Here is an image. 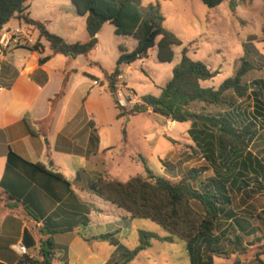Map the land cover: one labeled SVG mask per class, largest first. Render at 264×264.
Instances as JSON below:
<instances>
[{"label": "trees", "instance_id": "1", "mask_svg": "<svg viewBox=\"0 0 264 264\" xmlns=\"http://www.w3.org/2000/svg\"><path fill=\"white\" fill-rule=\"evenodd\" d=\"M31 0H0V32L15 18L35 26L40 37L44 38L55 55L72 58L83 56L89 58L98 44L97 35L103 26L110 23L115 28V34L133 36L137 46L132 51L122 50L116 61L115 69L104 72V77L115 107L119 113L117 118L136 116L151 111L176 123L190 122L188 134L196 145L208 166L188 170L178 182H172L164 177H156L148 168L146 160L140 156L145 166L147 177L135 176L127 181L109 179L101 176L91 183L90 190L101 199L121 209L129 219H147L158 224L167 235L161 237L155 233L139 230L140 246L134 250L125 249L118 239L120 229L115 232L102 233L91 238H84L88 243L93 241L108 242L116 247L112 259L107 264H131L138 254L152 241L173 243L175 239L186 241V249L191 264H212V256L204 259V248L209 249L219 243L215 230L222 218L236 219L235 212L229 210L233 193L249 195L264 191V152L254 153L253 145L263 137L261 126L257 121L264 118V79L244 84L246 75L256 69L246 56L241 59V65L235 75L224 81L219 88H204L203 82L213 80L218 71H212L200 61H194L188 56V48H183L180 62L173 68L172 78L161 87L160 94H147L141 97L130 110L122 106L117 99L120 67L132 65L137 61L148 59L150 52L157 45V59L162 63H171L174 59L175 46H181L182 41L164 27L165 16L159 3L143 5V0H72L78 14L86 17V30L89 41L86 43H68L59 35L49 32L41 22L28 19ZM207 7L215 8L225 0H201ZM252 1V0H242ZM235 9L236 3L232 2ZM159 39L158 42L156 40ZM256 39L251 36L250 41ZM264 41V29L263 37ZM33 51H40L38 46ZM49 58H42L45 63ZM251 86L254 87L250 91ZM64 80L60 92L51 102L57 101L64 94ZM251 99L252 114L241 110L236 99ZM196 104L205 107L225 108L216 114L196 112ZM254 112L257 116L254 115ZM123 141H127V131L122 130ZM93 136V135H92ZM93 138V137H92ZM19 162L30 167L50 181L51 189L56 186L63 188L55 201L60 203L58 210L50 215H39L29 203V199L21 198L13 193L10 198L21 204L27 214L37 222L43 221L44 227L40 233L48 236L41 240L42 260L28 256L23 258L24 264H52L56 256L53 236L58 233L73 231L74 225L67 221L56 223L51 228L50 223L63 211L67 218H74L73 201L79 200L71 189V184L61 174L48 172L40 164H30L11 152L8 164ZM212 169L213 176L205 180L200 178ZM193 203L201 208L197 210ZM84 210L85 204H80ZM89 210L81 216L82 231L89 223ZM252 215V214H251ZM255 218L264 221V210L257 212ZM82 235L81 230L77 231ZM217 252V249H213ZM264 244L259 246L257 260L264 264Z\"/></svg>", "mask_w": 264, "mask_h": 264}, {"label": "crops", "instance_id": "2", "mask_svg": "<svg viewBox=\"0 0 264 264\" xmlns=\"http://www.w3.org/2000/svg\"><path fill=\"white\" fill-rule=\"evenodd\" d=\"M163 1H170L173 5L169 15L178 23L166 29L179 39L182 34L187 33L204 38L213 36V27L208 23L216 25L212 14L227 2L225 0L218 7L209 8L201 0L177 2L180 7L174 4L176 0ZM159 2L143 0V5ZM29 4L26 17L43 23L49 32L71 44L89 41L86 17L78 14L72 0H31ZM160 6L164 16L167 15L163 5ZM64 7H72V12L66 13ZM195 9L202 13H195ZM167 18L165 16L164 23ZM57 19H61V26L54 27L52 24ZM23 23L24 20L15 18L4 28L17 27ZM103 28L97 35L96 49L89 58L55 55L50 46L48 51L44 44L40 51H33L26 46L9 49L0 47V264H24L25 256L42 260L41 240L48 238L40 233L44 227L43 221L37 222L31 218L24 207L12 200L10 195L13 193L15 197L29 199L39 215L48 216L58 210L60 203L55 198L63 189L56 186L52 190L47 178L19 162L8 164L11 152L30 164L42 165L48 172L61 174L70 182L80 204L86 205L83 210L76 200H72L74 218H67V212L63 211V215L50 223L51 228H56V223L65 220L75 227L73 231L53 236L56 256L52 264H107L115 254L116 247L108 242H86L84 238L100 233L82 231L81 220L82 214L88 209L89 223L84 228L88 231L98 226L100 221L96 217L94 219V216L99 209L103 212L107 209L106 204L109 202L93 193L90 185L101 174H111L113 159L110 158V151L116 146L123 147L122 130L127 127L123 123L124 117L117 118L122 124L120 138L115 142L110 122L104 113L106 109L102 96L109 95L114 107L115 102L108 90L102 61L96 56ZM131 44V49L127 45L119 46L115 58L118 59L122 50H134L137 41ZM155 53L157 55V50ZM46 57L49 59L41 63V59ZM138 62L122 65L119 78L129 83L126 76H136L138 71L134 66ZM171 78L165 79L162 86ZM64 80V94L52 103L51 100L60 92ZM162 86L157 88V95ZM131 87L135 90L133 85ZM142 96L144 95L140 97ZM118 113L117 109V115ZM134 117H128V122ZM126 131L130 143L128 127ZM119 216L124 218V212L120 211ZM78 230H81L82 235Z\"/></svg>", "mask_w": 264, "mask_h": 264}, {"label": "rangeland", "instance_id": "3", "mask_svg": "<svg viewBox=\"0 0 264 264\" xmlns=\"http://www.w3.org/2000/svg\"><path fill=\"white\" fill-rule=\"evenodd\" d=\"M159 1L167 14L165 16L168 17L164 27H174L178 23L169 15L173 5L170 1ZM226 1L212 14L217 22L216 25L212 26L208 23L210 27H213V36L204 38L197 37L194 33L182 34L180 38L182 45L173 48L174 59L171 63H162L157 59L156 45L148 59L140 60L134 66L138 71L136 76L132 78L129 75L126 76L127 81L136 91L129 83L119 78L117 98L127 110L140 101L141 95L157 96V88L162 86L165 79L171 78L173 65L180 62L183 48H188V56L192 60L204 63L212 71H218L213 80L202 83L204 88H219L224 81L235 75L241 65V59L245 56L256 69L246 75L243 83L252 84L254 81L264 79V41H262L264 0ZM177 2H183V0L173 2L180 7ZM232 2L236 3L235 9L231 8ZM63 9L66 13L72 12V7ZM195 13L201 14L202 11L195 9ZM52 25L61 26V19L54 20ZM251 36L256 39L250 41ZM100 41L101 45L96 56L101 59L105 71L110 73L116 66L115 55L119 50L118 47L127 45L131 49L133 48L131 42L137 40L133 36L115 34L114 26L107 23L101 33ZM42 42L49 51L48 43L45 40ZM81 60L84 59L81 57ZM253 89L254 87L251 86L250 91ZM102 98L106 109L104 113L110 122L113 139L116 142L120 138L122 122L117 120V109L114 107L112 98L109 95H103ZM236 101L241 110H247L252 114L253 101L250 98L236 99ZM223 109L225 108L209 106L203 111L202 104L193 106L196 112L203 111L207 114H216ZM254 115L257 116L255 112ZM128 117H124L123 123L128 127L129 141L132 145L127 137V141H123V147H113L110 151L112 155L110 158L113 159L112 167H110L111 174L105 172L101 176L120 181H127L135 176L147 177L148 174L140 156L146 160L154 176L164 177L172 182L180 181L192 168L208 166L188 134L190 122L174 124L173 121L152 113L136 115L130 123ZM257 123L261 126L263 137L254 142L252 149L254 153L261 154L264 152V118H259ZM144 131L145 136H143ZM212 176L213 171L209 169L200 180ZM232 198V203L228 207L235 212L236 219L222 218L214 232L219 238V243L209 249L204 248V259L206 261L207 255L210 254L213 259L212 264H260L256 254L259 246L264 244V221L255 218L254 215L264 210V191L249 195L236 192L232 194ZM193 205L201 211L198 203ZM106 206L107 209L104 212L99 209L94 216V219L96 217L98 222L100 221L98 226L88 231L83 230L85 233H111L120 229L118 239L127 250H134L141 245L139 230L155 233L161 237L167 235L158 224L150 220L121 218L119 216L121 209L109 203ZM213 249L218 251L214 252ZM261 259L264 262V255ZM131 264H191V261L186 249V241L175 239L173 243H168L154 240L151 246L142 250Z\"/></svg>", "mask_w": 264, "mask_h": 264}, {"label": "built area", "instance_id": "4", "mask_svg": "<svg viewBox=\"0 0 264 264\" xmlns=\"http://www.w3.org/2000/svg\"><path fill=\"white\" fill-rule=\"evenodd\" d=\"M42 40L43 38L40 37L38 29L35 26L27 23L18 25L17 27L4 28L0 32V47L3 49L21 46L33 48L38 46V49L42 50ZM118 101L121 104L119 99ZM21 250L24 252L23 248H21Z\"/></svg>", "mask_w": 264, "mask_h": 264}, {"label": "water", "instance_id": "5", "mask_svg": "<svg viewBox=\"0 0 264 264\" xmlns=\"http://www.w3.org/2000/svg\"><path fill=\"white\" fill-rule=\"evenodd\" d=\"M129 119V118H128Z\"/></svg>", "mask_w": 264, "mask_h": 264}]
</instances>
